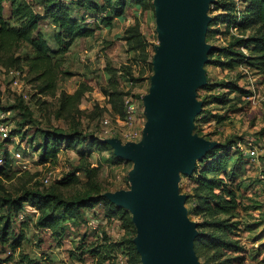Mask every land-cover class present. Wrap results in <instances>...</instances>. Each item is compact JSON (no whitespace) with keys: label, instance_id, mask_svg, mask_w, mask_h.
I'll use <instances>...</instances> for the list:
<instances>
[{"label":"rangeland","instance_id":"obj_1","mask_svg":"<svg viewBox=\"0 0 264 264\" xmlns=\"http://www.w3.org/2000/svg\"><path fill=\"white\" fill-rule=\"evenodd\" d=\"M26 1L39 15L46 38L53 41L57 28L45 14L47 0ZM137 1L127 0L125 14L116 17L113 10L116 0L111 4L105 0H62L69 14L77 16L80 26L94 29V34L78 38L58 57L62 60L64 76L56 95L40 94L24 65L10 69L0 65V124L7 125L11 133L9 141L0 138V156L5 150L10 155L20 151L28 167L23 169L11 156L9 165L0 171V264H26L23 259L26 255L41 264L130 263L137 227L125 226L120 218H107L103 203L96 200L108 198L109 193L131 190L135 164L118 159L112 147L108 150L93 147L90 139L99 138L106 115L111 116L115 129L121 130L109 112V99L104 90L114 74L121 89L139 101L143 102V97L151 93L156 65L153 74L147 73L139 81H132L138 78L141 64L133 62L135 53L128 52L122 38L125 30L139 20L155 63L161 44L156 6L153 0V6L144 9ZM3 4L9 16L11 1L5 0ZM211 8L212 4L205 42L217 51L212 57L208 55V61L202 66L206 84L195 93L202 112L194 119L192 135L217 145L208 152L211 156L219 153L229 156L227 175L220 173L216 177L237 189L239 208L236 216L228 220L229 228L215 233L233 240L237 249H211L204 245L201 256H196L200 264H264V65L259 70L246 63L236 62L229 67L218 62H227L225 49L239 51L234 48L239 35L228 27L229 18L224 19L219 11L212 13ZM244 34L256 37L257 28L251 27ZM241 51L248 53L245 49ZM30 53L27 44L18 52L23 58ZM10 70H17L21 75V89L13 85ZM81 84L91 87L81 103V114L74 118L60 116L61 92L74 93ZM23 93L31 98L30 104L24 100ZM140 118L145 126L144 112ZM54 135L58 138L69 135L72 146H62L56 164H42L41 149L53 141ZM248 139L256 141V147L263 151L255 160L247 150L238 148ZM84 161L99 168L97 178L85 176ZM205 164L204 158L199 159L196 167L202 168ZM76 171L78 184L67 187L58 183ZM48 175L51 181L45 183ZM196 185L193 174L180 171L177 194L186 197V217L197 224L199 233L198 226L204 220L195 213ZM35 194L49 195L53 200L40 214L24 202L25 220L20 221L12 212V202L24 197L32 199ZM48 216L51 222L46 221ZM218 218L227 219L224 215ZM7 224L8 240L4 241L1 233ZM17 235L23 238L21 246L14 249Z\"/></svg>","mask_w":264,"mask_h":264},{"label":"trees","instance_id":"obj_2","mask_svg":"<svg viewBox=\"0 0 264 264\" xmlns=\"http://www.w3.org/2000/svg\"><path fill=\"white\" fill-rule=\"evenodd\" d=\"M0 0V65L7 69L24 65L27 68L28 76L31 82L36 84L38 92L44 95H56L59 83L64 76L62 71V60L58 57L66 53L69 47L80 37H90L94 34V29L89 27H81L76 15L69 14L62 0H47L45 14L52 19L57 31L54 33V40L49 41L43 33L40 25V17L33 10L32 6L26 0H10L11 11L9 16L5 14L4 2ZM110 3L112 0H105ZM153 0H138L137 4L142 5L144 9L153 6ZM127 0H116L113 4L114 14L121 17L125 14ZM213 12H222L224 19L227 20L228 27L235 29L239 35V41L234 48L239 51L225 49L224 56L227 62L220 64L233 66L234 63H246L252 69H261L264 65V0H215L211 8ZM257 28L256 37H250L244 34L249 28ZM123 40L128 46V52L135 53L133 62L140 63V71L137 79L148 74H153L154 65L151 60V52L149 44L141 30L139 20L135 24L129 26L123 35ZM27 44L30 46L31 53L26 57L18 54L21 47ZM247 50V54L241 50ZM217 49H212L209 56L212 57ZM221 55L223 53H220ZM116 74L109 80L107 87L104 88L112 114L124 116V99L128 95L121 89L120 82L115 78ZM152 75H149V77ZM91 91V87L87 84H81L74 93L62 91L59 99V115L66 118H74L81 114V103L87 92ZM17 136V134H15ZM65 140V141H64ZM72 137L58 138L54 135L51 143H46L40 159L42 164H56L58 155L62 146L71 148ZM92 140V141H90ZM93 147H101L108 150L111 147L101 139H90ZM219 152V150H218ZM11 155L6 150L4 155V164L1 165L0 171L9 165ZM228 154H216L211 156L209 153L204 158L205 167H196L193 177L196 180V193L194 198L197 201L195 213L203 217V222L199 224L198 237L195 240V252L201 256V248L205 245L211 249H237L236 243L228 238H224L215 232L226 230L227 222L233 219L239 208V199L237 189L233 188L227 182L216 177L217 174L224 173L227 175L229 168ZM83 172L88 179L98 177L99 168L93 166L92 163L84 161L82 164ZM77 172V171H76ZM76 172L68 174L58 183L70 187L78 184ZM49 195L35 194L31 199L24 197L12 202V212L16 213V217L23 211L24 202H28L36 211L41 213L52 202ZM97 203H103V209L106 217L120 218L125 226H134L131 213L114 204L108 198L100 197ZM88 203H92L91 201ZM224 215L227 219L218 218ZM50 218V219H49ZM51 216L46 217V221L51 222ZM7 224L3 231L2 239L8 240ZM208 230V231H206ZM22 235H17L15 243L12 245L14 249L21 246ZM26 264H41L32 260L29 256L23 257ZM129 264H142L141 255L136 247H133V255ZM220 264V263H215Z\"/></svg>","mask_w":264,"mask_h":264},{"label":"water","instance_id":"obj_3","mask_svg":"<svg viewBox=\"0 0 264 264\" xmlns=\"http://www.w3.org/2000/svg\"><path fill=\"white\" fill-rule=\"evenodd\" d=\"M213 0H154L161 44L151 93L143 97L147 122L142 140L106 139L118 159L133 161L132 189L108 194L128 210L137 227L142 264H200L194 251L197 224L186 217L177 194L179 173L192 175L197 161L217 145L192 135L202 112L196 89L206 82L202 66L211 47L205 35Z\"/></svg>","mask_w":264,"mask_h":264},{"label":"built area","instance_id":"obj_4","mask_svg":"<svg viewBox=\"0 0 264 264\" xmlns=\"http://www.w3.org/2000/svg\"><path fill=\"white\" fill-rule=\"evenodd\" d=\"M89 22V20L87 21ZM10 75L14 81L13 85L16 87L22 88L23 84L20 80L21 75L17 72V70H10ZM23 98L27 102V104L31 103V98L23 93ZM109 112L112 114L111 106L109 105ZM144 112V103L139 101L138 98L132 95H127L124 99V116L121 117L119 115H113L114 119L116 120L117 124L121 126V130L117 131L112 123V118L110 115H106L102 120V128L100 134L98 135L99 139L105 141L106 139L117 138L120 139L123 143L127 142H140L143 137V130L144 125L142 126L140 117ZM10 131L9 127L4 124H0V138L2 141H9L10 140ZM240 150H247L246 153L252 156L255 160L256 158L262 155V149H258L256 147V141L253 139H248L245 145L240 143L238 145ZM6 151V150H5ZM5 151L1 152L0 156V164H4V155ZM8 151V150H7ZM9 152V151H8ZM13 160L16 161L17 164H20L23 169H27V162L25 161V157L23 153L13 152L11 153ZM76 175L79 173L76 172ZM51 175L45 177L44 182L49 183L51 181ZM19 220H25L24 212L19 214Z\"/></svg>","mask_w":264,"mask_h":264},{"label":"crops","instance_id":"obj_5","mask_svg":"<svg viewBox=\"0 0 264 264\" xmlns=\"http://www.w3.org/2000/svg\"><path fill=\"white\" fill-rule=\"evenodd\" d=\"M123 37V36H122Z\"/></svg>","mask_w":264,"mask_h":264}]
</instances>
